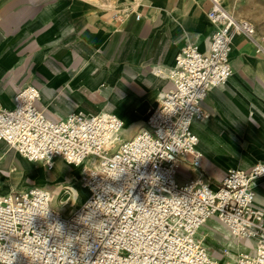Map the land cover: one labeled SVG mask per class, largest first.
<instances>
[{
  "label": "built area",
  "instance_id": "built-area-1",
  "mask_svg": "<svg viewBox=\"0 0 264 264\" xmlns=\"http://www.w3.org/2000/svg\"><path fill=\"white\" fill-rule=\"evenodd\" d=\"M209 1L207 17L216 28L207 50L189 40L180 47L166 72L171 86L130 139L121 136L124 121L113 112L77 111L58 120L48 118L35 104L40 94L32 84L15 92L13 108L0 103V142L48 169L56 158L80 167L79 186L88 191L67 216L52 206V194L41 186L0 194V221L6 229L11 225V241L31 239L32 251L25 249L29 256L17 252L14 264H57L64 236L53 225L79 223L77 214L89 208L104 217V227L95 232L92 264H139L145 258L152 264H264V216L253 205V182L264 176V160L247 169H228L213 186L201 168L203 156L191 129L194 121L209 117L202 105L208 91L232 75L233 35L240 32L254 40L250 22L237 19L222 0ZM113 164L117 171L124 169L116 179L110 175ZM181 166L196 174L178 180ZM133 202L159 217L148 233L154 244L135 253L121 239L126 235L121 226L139 215ZM37 209L48 212L31 215ZM49 217L57 220L50 222ZM212 218L223 225L235 252L221 245V255L216 256L197 237ZM11 241L4 243L10 247Z\"/></svg>",
  "mask_w": 264,
  "mask_h": 264
},
{
  "label": "crops",
  "instance_id": "crops-1",
  "mask_svg": "<svg viewBox=\"0 0 264 264\" xmlns=\"http://www.w3.org/2000/svg\"><path fill=\"white\" fill-rule=\"evenodd\" d=\"M111 1L100 10L89 0H0L1 105L13 108L15 92L32 84L40 94L35 104L48 118L109 111L124 121L121 136L132 138L171 86L166 72L180 47L189 40L207 50L216 25L207 17L209 0ZM229 59L230 79L202 103L209 117L191 125L213 186L228 169L264 160V49L238 32ZM63 162L56 158L47 170L0 142V194L55 182ZM189 173L196 174L181 166L178 180ZM253 183V205L264 216V176ZM57 187L63 192L61 184L50 189ZM223 232L214 218L198 231L216 256L229 240Z\"/></svg>",
  "mask_w": 264,
  "mask_h": 264
},
{
  "label": "clouds",
  "instance_id": "clouds-1",
  "mask_svg": "<svg viewBox=\"0 0 264 264\" xmlns=\"http://www.w3.org/2000/svg\"><path fill=\"white\" fill-rule=\"evenodd\" d=\"M112 169L110 175L113 179H116L124 171L123 168H119V171H117L116 164H113ZM100 183L102 181H98L96 184ZM97 191L100 192V189H97ZM132 206L139 211V215L135 218V221H127L121 226L126 232V235L122 236L121 239L135 253L137 248L148 249L154 244V241L149 239L148 233L156 227L159 217L154 210L145 211L143 204L133 202ZM36 212L44 216L47 214L48 209L43 211L37 209L31 215ZM77 215L79 216V223L72 222L71 225L66 226L59 221L53 225L54 231L62 233L64 236V243L59 252L60 261H57V264H92L90 258L95 255L96 251L95 232L97 229L104 227V217L94 208L84 209ZM54 220L57 219L49 217L50 222ZM10 229L11 225H8L6 229L3 222L0 221V264H14L17 252L26 254V248L32 251L31 239L23 242L11 241L13 235ZM36 239L40 238L36 237ZM5 241H11V246L9 247L4 243ZM42 242L46 243L44 240ZM139 264H152V261L145 258Z\"/></svg>",
  "mask_w": 264,
  "mask_h": 264
},
{
  "label": "rangeland",
  "instance_id": "rangeland-1",
  "mask_svg": "<svg viewBox=\"0 0 264 264\" xmlns=\"http://www.w3.org/2000/svg\"><path fill=\"white\" fill-rule=\"evenodd\" d=\"M93 2L95 7H98L100 10L107 8L110 5L111 0H89ZM224 6L237 18L240 20H246L250 22L254 27L253 38L256 42L264 49V0H223ZM60 162V161H59ZM63 164H65L63 162ZM62 166V165H61ZM45 167V166H44ZM47 168V167H45ZM59 165L55 164L53 169H58ZM49 170V169H47ZM51 170V169H50ZM79 170L80 167L74 168L71 170V166L66 165L62 167V170L59 172L61 175L55 182L49 180L48 183L44 186L52 194V206L56 208L62 215L67 216L72 212L87 196V189H83L79 186ZM62 185L63 192L61 197L54 196L51 187ZM44 187V188H45ZM212 225V223H211ZM205 227V226H204ZM209 231H212L216 228H210L209 226L205 227ZM199 231V230H198ZM202 234L197 232V237H201ZM224 237H227V233L223 232ZM229 239L228 237L226 240ZM206 247H209V250H212L209 242H204ZM224 245H228L231 251L235 252L236 248L232 242L227 240L222 242Z\"/></svg>",
  "mask_w": 264,
  "mask_h": 264
},
{
  "label": "bare ground",
  "instance_id": "bare-ground-1",
  "mask_svg": "<svg viewBox=\"0 0 264 264\" xmlns=\"http://www.w3.org/2000/svg\"><path fill=\"white\" fill-rule=\"evenodd\" d=\"M222 3H223V0H222ZM61 192H62L61 191V188L60 187H57L56 188V191L54 192V196H60L61 197V195H62Z\"/></svg>",
  "mask_w": 264,
  "mask_h": 264
}]
</instances>
